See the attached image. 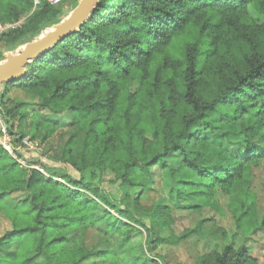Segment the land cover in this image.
I'll list each match as a JSON object with an SVG mask.
<instances>
[{"label":"trees","instance_id":"16d2710c","mask_svg":"<svg viewBox=\"0 0 264 264\" xmlns=\"http://www.w3.org/2000/svg\"><path fill=\"white\" fill-rule=\"evenodd\" d=\"M34 9L35 0H0L2 27L31 14L0 32V62L65 18L45 0ZM252 12L264 17V0H101L79 32L5 84V94L41 99L16 105L31 108L32 122L15 145L27 135L44 144L70 127L60 162L80 178L46 177L0 146V264H154L135 245V226L149 249L165 241L156 228L167 207H140L162 191L190 211L223 212L221 194L239 232L264 231L251 191L264 164L253 142L264 143V22ZM107 172L119 199L106 193ZM238 235L200 264H257Z\"/></svg>","mask_w":264,"mask_h":264},{"label":"rangeland","instance_id":"374dc122","mask_svg":"<svg viewBox=\"0 0 264 264\" xmlns=\"http://www.w3.org/2000/svg\"><path fill=\"white\" fill-rule=\"evenodd\" d=\"M76 4L73 0H62L60 5L54 7H58V10L67 17L74 10ZM252 14L260 22H264V17L258 16L254 12ZM30 16V13L20 14L19 20L14 25L7 27L0 25V29L9 30L14 27H21ZM52 27L47 28L46 31ZM21 48L13 51V53ZM0 50H3V46H0ZM5 92V85H3L0 87V146L4 148L3 144L10 142L15 150L14 155L10 154L12 158L29 170H37L46 177H49L52 173L61 175L67 173L73 178L79 179L80 176L75 169L70 166L66 167L60 162L61 154L70 136V127L64 126L44 144L33 141L31 136L27 135L16 146L15 142L19 140L21 132L28 130L32 122L31 108L21 107L16 109V105L21 103L38 106L41 102L40 94L23 90H14L6 94ZM9 111L11 115H8ZM69 120L67 118L66 122ZM11 125H13L12 128H10ZM197 130V127L194 128V131ZM209 140H211V136H209ZM253 142L256 146L264 148V143L261 140L256 139ZM17 152H23L26 159L19 158ZM29 160H35V162ZM169 161L173 166H176L181 161V157L173 155ZM113 180L114 175L111 172H107L102 178L106 193L115 199H119L118 185L110 183ZM161 184H163V181L161 177L157 176V185ZM251 191L257 199V220H261L264 215V164L255 169ZM89 197L92 198L91 195ZM215 199L219 202L223 212L212 208L183 210L174 206L167 199L166 191L150 194L140 202L141 211L143 214L145 212L150 213L158 203L167 207V210L160 214L161 220L167 222L161 228H156L165 241L154 250L149 249V245L146 244L147 233L143 228L136 225L135 228L141 233L136 236L135 245H143L148 256L155 260L154 264H200L203 259H209L213 253L220 250L238 233V245L245 246L251 257L257 260V264H264V231H259L246 238L242 232L237 230L234 216L227 208L229 205L228 197L217 194ZM146 222L152 227L151 219L146 220ZM6 227L7 224L3 222L0 225V231ZM223 231L228 234L227 238L223 235Z\"/></svg>","mask_w":264,"mask_h":264},{"label":"water","instance_id":"95a60500","mask_svg":"<svg viewBox=\"0 0 264 264\" xmlns=\"http://www.w3.org/2000/svg\"><path fill=\"white\" fill-rule=\"evenodd\" d=\"M101 0H79L77 7L60 23L44 31L33 41L26 43L16 53L7 52L0 62V87L27 75L28 66L50 51L56 44L88 22Z\"/></svg>","mask_w":264,"mask_h":264},{"label":"built area","instance_id":"2783aa9c","mask_svg":"<svg viewBox=\"0 0 264 264\" xmlns=\"http://www.w3.org/2000/svg\"><path fill=\"white\" fill-rule=\"evenodd\" d=\"M41 1L42 0H35V7H37L38 5H40L41 4ZM45 1H47L50 5H52V6H58V5H60L61 3H62V0H45ZM6 29H0V32H4ZM3 146H4V148H5V150L9 153V154H13L14 155V149H13V147H12V145L10 144V142H7V143H5V144H3Z\"/></svg>","mask_w":264,"mask_h":264}]
</instances>
